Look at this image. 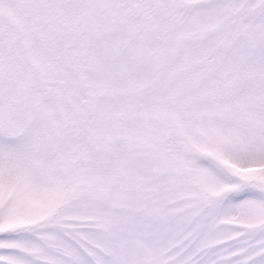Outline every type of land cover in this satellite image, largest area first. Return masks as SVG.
<instances>
[{"label": "snow or ice", "instance_id": "snow-or-ice-1", "mask_svg": "<svg viewBox=\"0 0 264 264\" xmlns=\"http://www.w3.org/2000/svg\"><path fill=\"white\" fill-rule=\"evenodd\" d=\"M0 264H264V0H0Z\"/></svg>", "mask_w": 264, "mask_h": 264}]
</instances>
